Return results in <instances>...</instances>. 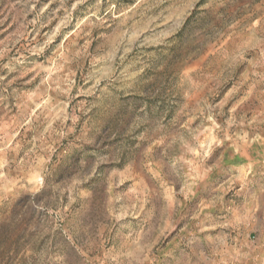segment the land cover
I'll use <instances>...</instances> for the list:
<instances>
[{
    "label": "rangeland",
    "instance_id": "obj_1",
    "mask_svg": "<svg viewBox=\"0 0 264 264\" xmlns=\"http://www.w3.org/2000/svg\"><path fill=\"white\" fill-rule=\"evenodd\" d=\"M0 264H264V0H0Z\"/></svg>",
    "mask_w": 264,
    "mask_h": 264
}]
</instances>
